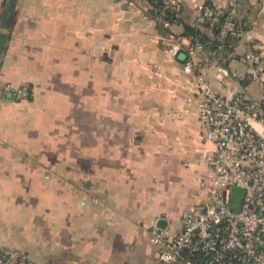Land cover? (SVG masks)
<instances>
[{"label":"crops","instance_id":"1","mask_svg":"<svg viewBox=\"0 0 264 264\" xmlns=\"http://www.w3.org/2000/svg\"><path fill=\"white\" fill-rule=\"evenodd\" d=\"M174 1L179 18L164 27L145 0H0V251L37 264H157L152 224L177 232L183 210L207 200L212 146L184 59L162 40L195 26L204 4H232L227 46L194 61L219 93L258 98L240 76L246 51L264 56V0ZM23 84L29 100L10 92Z\"/></svg>","mask_w":264,"mask_h":264},{"label":"built area","instance_id":"2","mask_svg":"<svg viewBox=\"0 0 264 264\" xmlns=\"http://www.w3.org/2000/svg\"><path fill=\"white\" fill-rule=\"evenodd\" d=\"M161 1L175 15L182 10L179 2ZM148 9L146 3L149 18ZM220 18L213 52L223 49L237 30L232 4L226 10L204 4L195 20L198 31L206 32L207 23ZM170 25L163 20L164 27ZM162 43L173 57L185 54L184 70L191 84L187 100L195 107L203 139L212 146L208 163L213 177L209 197L183 210L177 232L168 224L160 227V219L152 224L150 242L157 264H264V56L252 48L246 51L247 74L240 76L257 84L259 97L241 92L227 96L198 71L194 58L205 45L197 35H171ZM10 92L18 100L26 99L29 86ZM0 264L37 263L22 252L0 251Z\"/></svg>","mask_w":264,"mask_h":264},{"label":"trees","instance_id":"3","mask_svg":"<svg viewBox=\"0 0 264 264\" xmlns=\"http://www.w3.org/2000/svg\"><path fill=\"white\" fill-rule=\"evenodd\" d=\"M145 1L149 5V9L147 11L149 18L159 23L160 25L163 26V20H168L171 24L178 20L180 13L178 15H175L168 8L164 9L163 3L161 0H145ZM221 20L222 18H220L217 21L207 23L208 30L211 31L212 37L208 36L207 32L198 31L196 26H185L183 35L184 36H188L190 34L197 35L202 40L205 46H208L211 50H214L217 48V45H218V42L216 40V35L218 32ZM229 39L230 37L228 38V41L226 42V45L224 46V48L227 46ZM5 49H6L5 42L0 41V52H4ZM27 85L29 86V94L26 99H22V100H27V99L29 100L31 98V87L29 84Z\"/></svg>","mask_w":264,"mask_h":264},{"label":"water","instance_id":"4","mask_svg":"<svg viewBox=\"0 0 264 264\" xmlns=\"http://www.w3.org/2000/svg\"><path fill=\"white\" fill-rule=\"evenodd\" d=\"M177 57H178V59L183 60V59L185 58V54H184V53H179V54L177 55ZM165 224H166V221H165L164 219H160V220L158 221V225H159L160 227H164Z\"/></svg>","mask_w":264,"mask_h":264},{"label":"rangeland","instance_id":"5","mask_svg":"<svg viewBox=\"0 0 264 264\" xmlns=\"http://www.w3.org/2000/svg\"><path fill=\"white\" fill-rule=\"evenodd\" d=\"M236 193H237V197H236V199L238 200L239 199V195H240V193H241V190L240 189H238L237 191H236ZM237 205V204H236ZM236 205H234L235 207H233V209L234 210H236L237 209V206Z\"/></svg>","mask_w":264,"mask_h":264}]
</instances>
